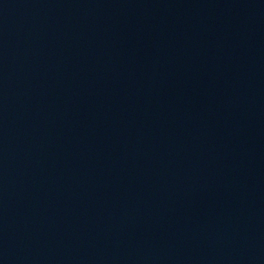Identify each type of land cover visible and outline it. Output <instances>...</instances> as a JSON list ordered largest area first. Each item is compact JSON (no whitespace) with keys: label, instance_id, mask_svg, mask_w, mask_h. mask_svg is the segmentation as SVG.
<instances>
[{"label":"water","instance_id":"water-1","mask_svg":"<svg viewBox=\"0 0 264 264\" xmlns=\"http://www.w3.org/2000/svg\"><path fill=\"white\" fill-rule=\"evenodd\" d=\"M0 264H264V0H0Z\"/></svg>","mask_w":264,"mask_h":264}]
</instances>
